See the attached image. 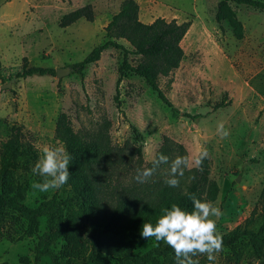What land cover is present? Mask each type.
Segmentation results:
<instances>
[{
  "label": "rangeland",
  "instance_id": "1",
  "mask_svg": "<svg viewBox=\"0 0 264 264\" xmlns=\"http://www.w3.org/2000/svg\"><path fill=\"white\" fill-rule=\"evenodd\" d=\"M121 1L0 0V140L9 136L12 124L22 125L38 160L41 153L37 145L62 146L57 145L54 129L59 113L65 112L75 131H92L109 121L112 143L140 147L144 163L154 159L164 137L181 144L193 161L206 148L209 176L219 186L212 204L220 208L222 216L211 217L216 220L217 233L223 235L244 225L258 229L264 213V12L231 3L244 26V36L238 40L227 21L218 23L214 18L219 0H136L139 18L145 23L156 17L194 23L181 43L183 57L170 74L171 81H159L181 113L206 114L192 120L174 115L144 79L134 74L120 83L119 110L113 99L122 62L118 49L103 51L82 74L73 70L71 64L105 39L104 27ZM88 3L93 6L92 22L79 19L67 27L59 26L63 14ZM120 42L128 45L125 40ZM23 57L30 65L72 69L61 77L16 78ZM8 82L10 86H2ZM222 102L223 106H216ZM219 122L230 132L228 137L217 133ZM27 176V205L35 206L54 195L66 196L65 185L41 192L32 184L43 178L32 170ZM23 227L24 220L17 216L5 223L0 233V264H15L24 258L29 260L27 264H50L48 258L39 263L34 260L46 218H39L34 234L20 238ZM64 243L63 239L55 241L53 251L59 254ZM153 246L152 239H144L135 252L143 253ZM235 251L240 253L238 263ZM235 251L222 247L211 264H258L246 239L236 244ZM193 259L210 264L206 255ZM152 264H176V259L158 257Z\"/></svg>",
  "mask_w": 264,
  "mask_h": 264
},
{
  "label": "trees",
  "instance_id": "2",
  "mask_svg": "<svg viewBox=\"0 0 264 264\" xmlns=\"http://www.w3.org/2000/svg\"><path fill=\"white\" fill-rule=\"evenodd\" d=\"M232 2L264 12V1L217 2L216 22L227 21L233 36L239 40L244 36V27ZM79 19L94 20L91 4L63 14L59 26L67 27ZM191 23V20H168L164 17L145 23L139 18L137 1L122 0L118 11L104 27L105 39L71 66L75 72L82 74L89 64L100 59L103 51L118 49L122 52V62L113 99L119 110L122 111L120 83L128 74H134L144 79L158 98L171 107L174 115L182 114L197 120L206 114L181 113L159 84L162 78H168L170 82V74L179 67L183 57L181 41ZM120 40H125L128 45ZM32 75L53 76L55 69L30 65L23 57L21 70L14 76L23 78ZM0 80L3 81L1 76ZM109 125V121L104 120L92 131H75L69 116L65 112L59 113L54 136L70 156L66 196L58 198L54 195L35 206L25 203L29 184L27 175L37 160L34 145L26 138L23 126L17 124H12L9 136L0 140V233H3L5 223L17 216L25 222L20 238L30 236L37 231L39 218L45 217V230L38 236L34 249L36 262H41L42 258H48L50 264H152L158 257L175 260L174 250L155 237L149 238L155 246L143 253L135 252L137 244L144 240L140 235L142 225H155L162 209L170 208L174 203L187 211L193 210V195L202 201L214 202L217 199L219 186L209 176V157L203 160L200 167L186 168L184 175L178 177L179 187L165 184L171 160L177 155H186L183 146L168 137L163 138L154 159L164 154L170 158L169 164H161L146 183H138L135 180L136 170L153 167L154 159L144 163L140 147H133L129 142L113 144ZM222 237L223 247L234 251L236 244L246 239L258 264H264V213L258 229L244 225ZM59 239L65 243L60 253L56 254L52 244ZM234 254L235 263H238L240 253L235 251ZM28 262L24 258L15 264Z\"/></svg>",
  "mask_w": 264,
  "mask_h": 264
},
{
  "label": "clouds",
  "instance_id": "3",
  "mask_svg": "<svg viewBox=\"0 0 264 264\" xmlns=\"http://www.w3.org/2000/svg\"><path fill=\"white\" fill-rule=\"evenodd\" d=\"M217 133L221 138H226L230 132L225 129L224 122H219ZM60 145V142H57ZM41 153L32 172L43 178L42 182H34L32 188L41 192L58 190L69 179L70 156L63 146H36ZM209 156L207 149H201L193 161L189 155L179 156L170 162V170L165 179L169 187H179L178 177L184 175L186 168H191L193 163L200 167L203 160ZM169 157L160 154L153 160V167L137 169L135 180L138 183H146L161 164H169ZM193 210L182 209L178 204H172L170 208L162 209V214L155 225L144 223L140 233L141 238L155 237L157 241H163L174 250L176 264H199L193 259L198 255H206L208 261L216 259L215 254L222 251L223 237L216 231V220L222 212L210 201H202L195 195L191 197Z\"/></svg>",
  "mask_w": 264,
  "mask_h": 264
},
{
  "label": "water",
  "instance_id": "4",
  "mask_svg": "<svg viewBox=\"0 0 264 264\" xmlns=\"http://www.w3.org/2000/svg\"><path fill=\"white\" fill-rule=\"evenodd\" d=\"M72 68L70 66H67V67H62V68H58L55 70V76L56 77H61V76H64L66 74H68L70 72ZM3 87H8L10 86V82L8 83H3L2 84Z\"/></svg>",
  "mask_w": 264,
  "mask_h": 264
},
{
  "label": "crops",
  "instance_id": "5",
  "mask_svg": "<svg viewBox=\"0 0 264 264\" xmlns=\"http://www.w3.org/2000/svg\"><path fill=\"white\" fill-rule=\"evenodd\" d=\"M88 4H90V3H88ZM92 5V4H91ZM93 7V6H92ZM237 16H238V13H237ZM238 18H239V16H238ZM240 19V18H239ZM241 20V19H240ZM92 22V21H91ZM242 22V21H241ZM243 23V22H242ZM194 25V23L192 22L191 23V25H190V27H189V29H188V31L186 32V34H185V36H187V34L190 32V30L192 29V27H194L193 26ZM244 27V26H243ZM185 36H184V38H185ZM184 38L182 39V41L184 40ZM182 41H181V43H182ZM182 46V45H181Z\"/></svg>",
  "mask_w": 264,
  "mask_h": 264
}]
</instances>
